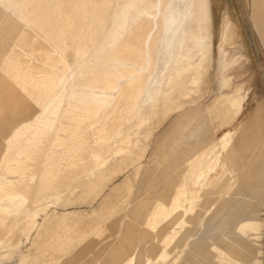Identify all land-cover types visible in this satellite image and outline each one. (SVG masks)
<instances>
[{
    "label": "rangeland",
    "instance_id": "1",
    "mask_svg": "<svg viewBox=\"0 0 264 264\" xmlns=\"http://www.w3.org/2000/svg\"><path fill=\"white\" fill-rule=\"evenodd\" d=\"M8 1L0 0V25L4 23L3 12L11 17L19 14L18 0H14L16 3L10 9L6 8ZM85 1L95 4V20L102 19L103 25L99 27L101 30L96 25L88 30L89 21L86 20L77 32L80 30L87 37L79 43L76 39L64 43V47H67L64 59L73 73H76L79 61L75 48L83 50L84 59L91 64L93 56L97 54V47L106 44L103 32H109L114 17L124 11L128 2ZM182 2L178 3V8L185 11L187 2ZM49 3L54 4L53 1ZM20 7L29 11L32 6ZM208 8V35L206 38L203 33L201 45L207 42L209 58L204 65L198 92L174 104L167 101L165 106L170 107V110L152 116L145 124L147 126H142L136 146H130L122 159L115 158L94 178L72 182L70 191L61 198H43L41 204L48 205L44 208L41 204H35V198H30L33 202L27 203L26 211L31 217L35 215L33 222H29V225V218L24 219L16 230H12V238L0 243V264H114L118 257L117 246L128 223L135 222L136 227L140 226L145 211L151 208L152 199L169 200L173 193L171 186L183 174V170L178 167L185 158L194 154L192 149L197 148L208 131L213 142H218L225 134L223 141L219 142V150L226 160L205 173L199 187L215 189L211 187L225 165L228 176L221 182L220 189L227 187L230 177L234 176L238 183L219 204L204 205L196 213L197 221L192 220L190 223L183 220L182 223L168 224L166 235L172 234V231L180 233L178 241L168 250V261H171L170 264H235V260L239 259L238 264H264V0H208ZM135 10L133 15H138L141 10L154 12L150 5ZM88 32L96 39L89 41ZM22 33L23 40L18 41L17 47L13 42H7L23 61V77L39 76L48 70L45 62L41 64L40 49L49 48V38L44 39L39 33L27 28ZM190 49L185 54L187 61L193 62L201 57L203 49L198 51L194 46ZM44 56L53 59L57 54L51 51ZM123 56L127 58L129 54ZM158 63L159 58L149 68L150 77L160 79V86L167 85L175 67L168 66L165 75L160 78L158 73L161 64ZM119 69L132 73L135 67L123 61ZM5 73L0 72V86L8 91L13 82ZM176 95L177 91L173 89L169 97ZM238 96H244V100L235 120L230 124L223 122L230 115L228 112L216 120L218 103L223 98ZM26 101L23 108H26L25 114L28 115L32 109L30 101ZM8 108L5 106L1 116L4 126L13 116ZM128 119L129 123L135 120L132 115ZM13 122L19 121L13 119ZM9 131V127L1 129L0 141L9 135ZM228 131L231 135L226 134ZM49 136L46 134V139L40 143L41 156L49 143ZM230 147L231 152L225 154ZM56 151L60 152L61 149ZM244 166L248 172L241 179ZM237 187H240V191L236 190ZM19 208L11 207L10 211ZM31 212L34 213L30 215ZM245 222L252 224L241 226ZM7 226L0 229L1 237L8 230ZM137 235L129 243L140 253V263L134 261L132 264H162L144 250L148 238H144L143 242V237ZM226 252L237 254L232 258L220 256Z\"/></svg>",
    "mask_w": 264,
    "mask_h": 264
},
{
    "label": "bare ground",
    "instance_id": "2",
    "mask_svg": "<svg viewBox=\"0 0 264 264\" xmlns=\"http://www.w3.org/2000/svg\"><path fill=\"white\" fill-rule=\"evenodd\" d=\"M52 1L54 4L49 3ZM179 2L182 0H128L124 11L114 17L109 32L102 31L106 44L97 47L91 64L84 59L85 52L75 48L79 60L76 73L70 70L64 59L67 48L64 43L67 40L73 42L74 39L79 43L87 37L84 32H77L86 20L89 21L88 30L93 25L102 27V19L95 20V4L85 0H18L20 11L16 17L3 12L0 72L6 71L13 85L8 91L0 86V131L3 127L10 129L9 135L0 141V229L8 225L3 237L0 234V243L12 238V230L24 220L22 213L32 198H35L37 205L43 203L45 197L61 198L70 191L72 182L94 178L115 158L122 159L130 146H136L142 126H147L145 124L152 116L170 110L165 106L167 101L174 104L198 92L204 73L202 63L205 49L201 40L205 30L203 16L207 9L206 0H183L187 2L185 11L178 8ZM15 3L9 0L6 8L10 9ZM20 5L32 7L28 11L22 10ZM145 5H150L154 12L141 10L138 15L132 14L136 12L135 8ZM63 17L66 19L63 20ZM72 27L73 30H70ZM24 28L39 33L44 39L49 38V48L40 49L41 64L45 62L48 69L46 74L41 71L39 76L23 77V61L7 41L17 47L18 41L23 40ZM88 39L93 41L96 37L91 33ZM192 46L198 51L203 49V52L200 58L189 62L191 60L187 61L185 54L193 49H190ZM51 51L57 54L56 58H45L44 54ZM125 53L129 54L127 58L123 56ZM158 58V64H161L160 78L165 75L168 66L175 67L167 85L160 86V79L150 77L149 68ZM123 61L134 65V72L121 71L119 68ZM173 89L177 95L170 98ZM26 100L30 101L32 109L28 115L25 114L26 108H23ZM243 100L244 96L223 98L218 103L219 111L215 119L222 118L228 112L230 117L226 116L223 122L232 123L241 111ZM5 106L9 107L13 116L4 126L1 116ZM129 115L135 118L134 122H128ZM13 119L19 122L14 123ZM46 134H50L49 143L41 156L40 143L46 139ZM224 136L218 142H213L207 133L197 148L192 149L194 154L185 158L178 167L183 174L171 186L173 193L169 200L152 199L151 208L145 211L142 224L136 227L135 222H130L124 241L117 247L118 257L114 264L139 262L140 253L129 243L137 234L143 237L142 240L148 238L144 250L154 260L160 262L168 259V250L178 241L180 234L172 231V234L166 235L168 224L183 220L190 223L197 221L196 213L204 205L219 204L237 185L238 181L233 176L227 181V187L220 189L221 182L228 176L225 165L211 187L215 188V192L199 187L205 173L226 160L219 150V142L223 141ZM58 149L61 151H56ZM231 150L230 147L224 153L229 154ZM245 168H242L241 179L247 174ZM236 190L240 191V187ZM11 207L20 208L10 211ZM235 254L226 252L220 256L232 258ZM238 263L240 260H235V264Z\"/></svg>",
    "mask_w": 264,
    "mask_h": 264
},
{
    "label": "crops",
    "instance_id": "3",
    "mask_svg": "<svg viewBox=\"0 0 264 264\" xmlns=\"http://www.w3.org/2000/svg\"><path fill=\"white\" fill-rule=\"evenodd\" d=\"M206 10H205V15L203 16V20H204V32L203 33H205L206 34V38H207V35H208V20H209V14H208V0H206ZM204 49H205V53H204V56H203V63H202V70L203 71H205V68H204V65H206L207 64V61H208V58H209V56H208V54H209V49L207 48V42H206V44L204 45ZM200 86V85H199ZM208 133V135H210L211 136V134H210V132L208 131L207 132ZM248 172V171H247ZM47 203H45V205H43V204H41V205H43L42 206V208H44V207H47L48 205H46ZM40 205V206H41ZM40 206H36V207H40ZM41 209V208H40ZM28 213L29 212H27V211H25V212H23L22 213V218H24V219H28L29 218V220H28V224H29V222H33V219H34V217H35V215H33L32 217L31 216H29L28 215ZM34 212H31V214L30 215H32ZM30 217H31V219H30ZM130 223H128V225H129ZM245 224L246 225H250V224H252V222H245ZM30 225V224H29ZM128 225H127V227H128ZM126 232H127V228H126V231H125V234H124V236L122 237V239H121V241H120V243L118 244V246L117 247H119L121 244H122V242L124 241V237H125V235H126ZM162 264H170L171 263V261L169 262L168 261V259H166V260H164V261H160Z\"/></svg>",
    "mask_w": 264,
    "mask_h": 264
}]
</instances>
